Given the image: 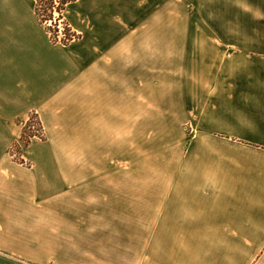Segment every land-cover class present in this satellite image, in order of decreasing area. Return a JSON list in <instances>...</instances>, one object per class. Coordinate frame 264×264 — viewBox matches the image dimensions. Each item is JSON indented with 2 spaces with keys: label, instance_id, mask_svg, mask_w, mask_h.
<instances>
[{
  "label": "crops",
  "instance_id": "0c3cea01",
  "mask_svg": "<svg viewBox=\"0 0 264 264\" xmlns=\"http://www.w3.org/2000/svg\"><path fill=\"white\" fill-rule=\"evenodd\" d=\"M63 18L79 38L54 43L35 0H0V264H264V0H77ZM163 114L184 116V160L130 223L99 164Z\"/></svg>",
  "mask_w": 264,
  "mask_h": 264
},
{
  "label": "rangeland",
  "instance_id": "374dc122",
  "mask_svg": "<svg viewBox=\"0 0 264 264\" xmlns=\"http://www.w3.org/2000/svg\"><path fill=\"white\" fill-rule=\"evenodd\" d=\"M55 14L57 24L61 20L64 29L60 36L61 42L57 41V34H51L50 31L49 33L51 39L54 38L57 43H63L67 40L65 29L69 24L64 18L59 19L58 14ZM46 26L47 29L54 32L50 24ZM177 117L178 122L175 123L173 116L171 118L169 114H163L161 121L157 122L158 116L147 115L145 130L130 131L129 147H114L110 157L113 161L99 164V170L113 172V178L99 179V182L107 183L103 186L113 187L112 201L114 203L129 204L130 223L133 218H136V205L139 194L144 191L151 192L149 189L153 188L156 182L159 186H168L171 162L174 160V167L177 163L179 166L183 163L182 156L185 150L184 142L187 130L184 116L178 115ZM29 131L35 135L41 134L37 126L35 130L31 129L30 126ZM15 146H20L22 151L24 149L21 140ZM14 148L13 154L15 157H21L22 152L18 154L16 148ZM127 151L129 152L127 153ZM127 158H129V161H126ZM117 219H115V232L117 223L120 225V219Z\"/></svg>",
  "mask_w": 264,
  "mask_h": 264
},
{
  "label": "trees",
  "instance_id": "16d2710c",
  "mask_svg": "<svg viewBox=\"0 0 264 264\" xmlns=\"http://www.w3.org/2000/svg\"><path fill=\"white\" fill-rule=\"evenodd\" d=\"M36 1V12L40 22L44 25H48L50 21L54 22V14L57 13L59 19H63V13L66 10L67 6L77 0H35ZM48 32L51 31L47 29ZM67 40L62 44H68L69 42L76 40L79 36L72 31V29L67 25L65 29ZM54 43L57 41L52 38ZM31 125H36L39 131L41 132L40 135H35L29 131V127ZM34 138H41L44 139L43 127L38 118V116L33 115L30 120L24 125L23 133L21 137V142L23 143V148H27L31 141ZM17 153L20 154L22 152V148L19 146H15ZM14 148V149H15ZM19 162H22L21 157L16 158Z\"/></svg>",
  "mask_w": 264,
  "mask_h": 264
},
{
  "label": "built area",
  "instance_id": "2783aa9c",
  "mask_svg": "<svg viewBox=\"0 0 264 264\" xmlns=\"http://www.w3.org/2000/svg\"><path fill=\"white\" fill-rule=\"evenodd\" d=\"M55 15H57V13ZM49 24L51 25L52 29L54 30V32L53 31H50V33L51 34H53V33L57 34L56 35L57 36V39H58L57 41L61 42L60 36L62 35V32L64 30L63 29V25L61 24V20L58 21V24H57V17L55 16L54 17V25H53V22L52 21H50ZM53 36H55V35H53ZM31 129L35 130L36 129V126L35 125H31Z\"/></svg>",
  "mask_w": 264,
  "mask_h": 264
}]
</instances>
